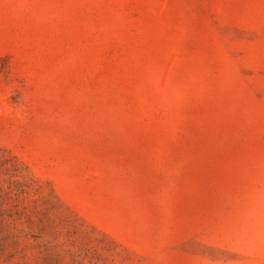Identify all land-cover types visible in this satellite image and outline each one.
I'll use <instances>...</instances> for the list:
<instances>
[{
	"label": "rangeland",
	"instance_id": "374dc122",
	"mask_svg": "<svg viewBox=\"0 0 264 264\" xmlns=\"http://www.w3.org/2000/svg\"><path fill=\"white\" fill-rule=\"evenodd\" d=\"M0 264H264V0H0Z\"/></svg>",
	"mask_w": 264,
	"mask_h": 264
}]
</instances>
